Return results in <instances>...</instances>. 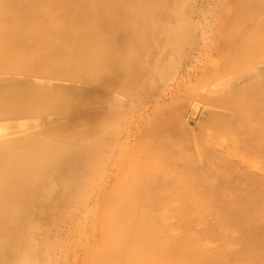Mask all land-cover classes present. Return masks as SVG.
<instances>
[{"label": "bare ground", "instance_id": "bare-ground-1", "mask_svg": "<svg viewBox=\"0 0 264 264\" xmlns=\"http://www.w3.org/2000/svg\"><path fill=\"white\" fill-rule=\"evenodd\" d=\"M54 211L80 264H264V0H0V264Z\"/></svg>", "mask_w": 264, "mask_h": 264}, {"label": "rangeland", "instance_id": "rangeland-1", "mask_svg": "<svg viewBox=\"0 0 264 264\" xmlns=\"http://www.w3.org/2000/svg\"><path fill=\"white\" fill-rule=\"evenodd\" d=\"M212 7H213L212 10L214 9L213 12H212L213 18H215L216 21H218V16L219 17L222 16V14L225 11L222 10V9L220 10L221 7H217L215 5V3L212 4ZM218 9H219V11H218ZM230 9L232 10V6L230 7ZM230 9H228V10H230ZM228 10H226V11H228ZM195 20L196 21H199L198 18H196V19L193 18V21L194 22H196ZM202 33H203V28L199 24V28H196L194 30L193 34H190V36L192 35V38H191L192 39V41H191L192 44L199 43L198 38H199V40H201V37L203 35ZM220 36H221V33H219L217 35V38L216 39H220ZM218 45L219 44H217V49L219 47H222V46H219L218 47ZM198 47H200V46H198ZM198 47L197 46L188 47V49H189L188 52L192 53V55L194 57V59L192 58L191 64L189 65V68H191L193 66V69L188 74L187 72H185V68H182L181 72L178 74V76L176 78V81L171 84V87L174 86V88H170V89L171 90L173 89V92L175 94H176L177 91H178L177 94H181V95H184V96H186L185 93L191 94V92H193V90H195L196 84H197V88H198V85H201V83H202L201 78L203 77V72L202 71L203 70L209 71V68H208L209 67L208 66L209 64H211V63H217L218 64L220 62L223 63L221 61L222 60V57H220V55L218 56V54L216 52H214V51H216V46H214L215 48L213 47L214 49H212V48H210V49H207V48L203 49L204 51L202 50L201 56H200V51L196 49ZM218 50H220V49H218ZM206 54H207V56H206ZM221 56H223V54H221ZM197 57H199L200 59L197 60ZM209 59H211V60H209ZM185 64H186V62H185ZM205 65H207V66H205ZM198 71L200 72V74H197L196 77H195V74ZM183 75H185V78H183ZM206 76L207 77L210 76V78L212 77L211 74H209V75L206 74ZM187 78H189L191 80H189L186 84L180 86L176 90V84L175 83H178L180 81H183L184 79H187ZM191 84H193L195 87L192 85L194 88H191V86H190ZM212 86H210V88ZM187 88L189 89V91L191 90L190 93H189V91H187ZM212 89H213V87H212ZM168 101H170V99ZM204 106L208 110V106L209 105L207 106L206 104H204ZM205 107L203 108V105H202L201 106L202 110L200 109L199 112H202V111L205 112L206 111L205 110ZM205 123H206V121L204 122V125H206ZM109 174H110V167H109V171H108L107 177L109 176ZM105 183H107V181H105L104 184ZM102 185L103 184H101V186L98 187V191H100V188L102 187ZM53 213L54 214L57 213L58 218H56V219H54V218H48V219L45 220L44 225L41 226L42 232L44 234H46V238H47V243H46V245L43 246V250H45V252H44L45 257H44V263L43 264H59V263L60 264H80V260L81 259H78V260L75 261L73 259V255L70 252V250L67 251L66 249H63L62 248L64 239H65L67 233L69 232V230L71 229V224L73 222H68L66 220V214H62L61 215L57 211H54ZM90 225L91 224H89V226Z\"/></svg>", "mask_w": 264, "mask_h": 264}]
</instances>
